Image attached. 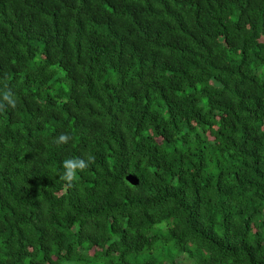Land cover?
<instances>
[{
    "label": "trees",
    "instance_id": "1",
    "mask_svg": "<svg viewBox=\"0 0 264 264\" xmlns=\"http://www.w3.org/2000/svg\"><path fill=\"white\" fill-rule=\"evenodd\" d=\"M5 83L0 264H264V0H0Z\"/></svg>",
    "mask_w": 264,
    "mask_h": 264
},
{
    "label": "clouds",
    "instance_id": "2",
    "mask_svg": "<svg viewBox=\"0 0 264 264\" xmlns=\"http://www.w3.org/2000/svg\"><path fill=\"white\" fill-rule=\"evenodd\" d=\"M7 107L14 109L16 107V99L13 91L8 88V85L5 83L2 95H0V111L6 110ZM71 139L72 137L67 133H61L55 138L54 143L60 146L69 143ZM94 159L93 155L86 154V156L72 157L63 160L61 165L63 173L60 179L65 181L68 185H71L77 179V174L87 169L89 165L94 162Z\"/></svg>",
    "mask_w": 264,
    "mask_h": 264
},
{
    "label": "rangeland",
    "instance_id": "3",
    "mask_svg": "<svg viewBox=\"0 0 264 264\" xmlns=\"http://www.w3.org/2000/svg\"><path fill=\"white\" fill-rule=\"evenodd\" d=\"M179 262H180V264H183V259L180 258V259H179Z\"/></svg>",
    "mask_w": 264,
    "mask_h": 264
}]
</instances>
